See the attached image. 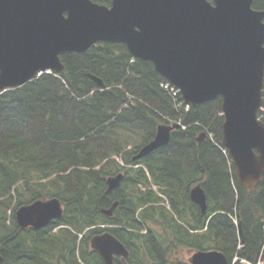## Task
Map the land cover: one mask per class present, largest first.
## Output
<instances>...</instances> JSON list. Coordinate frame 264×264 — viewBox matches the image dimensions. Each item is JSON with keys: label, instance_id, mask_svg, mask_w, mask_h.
I'll return each instance as SVG.
<instances>
[{"label": "trees", "instance_id": "trees-1", "mask_svg": "<svg viewBox=\"0 0 264 264\" xmlns=\"http://www.w3.org/2000/svg\"><path fill=\"white\" fill-rule=\"evenodd\" d=\"M253 9L264 11V0ZM60 58L64 74L0 92V264H104L91 248L104 232L129 251L115 264H189L178 254L209 250L229 264H264V176L253 189L238 182L222 145L221 99L186 111L152 63L133 59L124 44ZM174 121L184 129L135 160ZM120 173L121 185L108 192V178ZM197 185L205 213L190 197ZM50 199L61 202L62 217L21 229L16 211Z\"/></svg>", "mask_w": 264, "mask_h": 264}, {"label": "water", "instance_id": "water-1", "mask_svg": "<svg viewBox=\"0 0 264 264\" xmlns=\"http://www.w3.org/2000/svg\"><path fill=\"white\" fill-rule=\"evenodd\" d=\"M255 1L111 0L108 7L93 0H0V92L26 85L39 72L64 74L62 54L85 53L102 42L124 44L133 59L152 63L177 87L186 104L221 99L222 144L238 182L253 189L264 176V124L258 121L264 87V11L253 9ZM93 79L105 88L102 80ZM179 128L160 125L137 159L168 145L171 132ZM122 179V174L109 178L108 192ZM190 197L205 213L202 187H195ZM62 214L60 201L52 199L23 206L15 217L21 229L39 230ZM238 228L243 238L241 225ZM92 248L104 264L129 255L110 233L93 238ZM189 262L229 264L215 250L195 252Z\"/></svg>", "mask_w": 264, "mask_h": 264}, {"label": "rangeland", "instance_id": "rangeland-1", "mask_svg": "<svg viewBox=\"0 0 264 264\" xmlns=\"http://www.w3.org/2000/svg\"><path fill=\"white\" fill-rule=\"evenodd\" d=\"M191 255H192V253H190L189 251L182 252V253L178 254V259L181 262H188V260L191 257Z\"/></svg>", "mask_w": 264, "mask_h": 264}, {"label": "built area", "instance_id": "built-area-1", "mask_svg": "<svg viewBox=\"0 0 264 264\" xmlns=\"http://www.w3.org/2000/svg\"><path fill=\"white\" fill-rule=\"evenodd\" d=\"M164 87H165L166 89H171L172 93H173L175 96L177 95V92L175 91L174 88L171 87L170 84L166 83V84L164 85Z\"/></svg>", "mask_w": 264, "mask_h": 264}, {"label": "flooded vegetation", "instance_id": "flooded-vegetation-1", "mask_svg": "<svg viewBox=\"0 0 264 264\" xmlns=\"http://www.w3.org/2000/svg\"><path fill=\"white\" fill-rule=\"evenodd\" d=\"M114 206V205H113ZM111 210V209H110Z\"/></svg>", "mask_w": 264, "mask_h": 264}]
</instances>
